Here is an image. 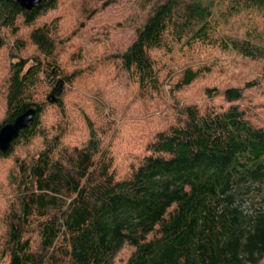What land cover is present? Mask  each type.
I'll list each match as a JSON object with an SVG mask.
<instances>
[{
  "label": "trees",
  "instance_id": "1",
  "mask_svg": "<svg viewBox=\"0 0 264 264\" xmlns=\"http://www.w3.org/2000/svg\"><path fill=\"white\" fill-rule=\"evenodd\" d=\"M65 1L26 9L0 0V23L15 35L27 29L1 83L0 129L37 111L0 157L44 145L15 159L0 264H111L126 245L124 264H263L264 106L248 92L264 85V71L250 79L218 55L264 69V0H70L81 29L69 34L60 16L44 20ZM114 4L124 6L118 29L131 33L81 45L84 19ZM211 75L229 80L206 85L204 105L172 97ZM166 96L170 115L148 126L137 101ZM126 132L133 146L121 169Z\"/></svg>",
  "mask_w": 264,
  "mask_h": 264
},
{
  "label": "rangeland",
  "instance_id": "2",
  "mask_svg": "<svg viewBox=\"0 0 264 264\" xmlns=\"http://www.w3.org/2000/svg\"><path fill=\"white\" fill-rule=\"evenodd\" d=\"M120 1V0H118ZM124 6L114 4L112 7L105 13L100 12L97 16H94L91 20H85L84 22H88L87 27L81 30L82 37L79 39V43L81 45H88L87 47L92 48L94 43L92 41L96 39H101L105 35H115L121 36L124 40L130 33V30H122L118 29V25L115 21L114 16H116L120 11H122ZM79 8L77 6L72 7L71 1L66 0L61 7L52 12L48 17L44 20H50L52 18L59 17L62 20V30L69 34L70 32H80L81 27H77L76 23V16L79 14ZM85 18V17H84ZM27 33V29H21L18 35L12 33V30L6 27L5 25L0 23V121L4 117L5 108L2 103L1 91L3 89V85H1L2 81L8 74L10 64L16 61L18 54L21 53L20 51V44H18L17 39H21L25 37ZM32 49L28 48L26 53H29ZM64 55V63L69 64V69L73 70L75 67L72 65V49L66 48ZM231 55H218L219 58H223V60H238L241 64V68H235L234 70L242 71L245 70L246 77L256 78L258 74L264 71L263 63L252 61V60H241L238 56ZM233 56V57H232ZM72 62V63H71ZM233 70V69H232ZM231 77V74H229ZM260 79V77H258ZM229 80L227 77L224 81L218 79L215 75H211L208 78L199 81L192 87L188 88L186 91L181 92L177 96H172L174 100L180 98L181 100L197 102L200 105H204L207 101L205 96L204 88L206 85L213 86V85H220V82H226ZM250 95L254 96V99L257 100L259 106H264V85H262L258 89H254L248 92ZM121 97L125 98L123 94L120 95ZM43 99V98H42ZM40 99V100H42ZM167 99V100H166ZM166 99L163 101H153L151 103V107L144 105L137 101L138 104V112L145 111L147 118L145 117L144 121L148 126H154L157 124H161L164 121L165 117L170 115L171 106L173 102L170 99V96H166ZM218 103H222V101H218ZM124 106L127 105L128 107H135L134 99L131 95H128L124 100ZM260 110V109H259ZM260 112H263L260 110ZM264 113V112H263ZM157 119V122L154 121ZM125 121V120H124ZM126 122V121H125ZM144 132L141 130V134H146V127L143 128ZM123 144L120 147L117 155L118 165L122 168L127 166V162L129 160V154L131 153L133 143L129 142L130 138L132 137L131 132H126L123 134ZM43 141L41 139H36L33 144L31 145H20L17 146L14 154L9 158H1L0 157V233L2 232L3 228V216L6 212L7 208L13 204L14 201V190H15V176L17 171L15 169L16 161L15 159H25L29 161L33 155H36L38 150L42 148ZM131 247L126 245L124 246L119 253L115 256L114 260L111 264H124L128 255L131 252ZM264 264V263H263Z\"/></svg>",
  "mask_w": 264,
  "mask_h": 264
},
{
  "label": "water",
  "instance_id": "3",
  "mask_svg": "<svg viewBox=\"0 0 264 264\" xmlns=\"http://www.w3.org/2000/svg\"><path fill=\"white\" fill-rule=\"evenodd\" d=\"M24 8L33 9L38 7L42 0H17ZM36 108L30 107L12 122L6 123L0 129V151L6 153L12 142L20 135L21 131L30 127L35 119Z\"/></svg>",
  "mask_w": 264,
  "mask_h": 264
}]
</instances>
